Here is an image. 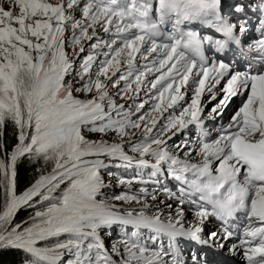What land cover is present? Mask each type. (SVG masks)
<instances>
[{"label": "snow or ice", "instance_id": "obj_1", "mask_svg": "<svg viewBox=\"0 0 264 264\" xmlns=\"http://www.w3.org/2000/svg\"><path fill=\"white\" fill-rule=\"evenodd\" d=\"M246 10L255 14L251 28L259 34L247 52L264 60V0L255 7L224 0H0V151L9 124L16 141L0 158V250L23 251L30 257L23 264H61L65 251L74 256L67 264H185L181 240L223 249L234 233L203 238L200 225L241 213L248 221L243 256L247 264H264V65L241 72L234 61L210 62L204 54L206 42L218 53L241 44L250 28ZM197 27L221 38L202 37ZM205 94L206 103L214 102L206 114ZM237 96L241 104L212 137L205 121L223 116ZM189 125L198 130L195 140L169 144ZM86 133H114V142ZM21 157L50 171L17 195ZM133 166L151 169L149 179L137 173L120 183H151L153 190L114 199L139 209L121 213L97 199L101 169ZM165 177L180 182L179 195L162 185ZM161 192L176 207L146 214L147 200ZM21 207L33 214L13 225ZM186 209L196 220L189 227ZM113 225L134 231L110 253L101 231ZM192 264L210 262L194 255Z\"/></svg>", "mask_w": 264, "mask_h": 264}, {"label": "trees", "instance_id": "obj_2", "mask_svg": "<svg viewBox=\"0 0 264 264\" xmlns=\"http://www.w3.org/2000/svg\"><path fill=\"white\" fill-rule=\"evenodd\" d=\"M16 141L12 135L11 124L5 130L4 151L11 152ZM4 151H0V158H3ZM39 169V170H38ZM17 177H16V193L17 195L22 194L29 187L35 183L36 179L41 174V171H50V165L42 167V161L33 162L27 157H21L17 163ZM102 195V194H101ZM33 214V209L27 207H21L15 214L13 219V225L22 223L29 219ZM65 259L68 252H64ZM72 254V253H71ZM25 259H30L23 251L20 250H0V264H23Z\"/></svg>", "mask_w": 264, "mask_h": 264}, {"label": "rangeland", "instance_id": "obj_3", "mask_svg": "<svg viewBox=\"0 0 264 264\" xmlns=\"http://www.w3.org/2000/svg\"><path fill=\"white\" fill-rule=\"evenodd\" d=\"M75 74L73 73V76H74ZM67 79H71V77H69V78H67ZM73 82V84L74 85H76V86H79V82H78V84H77V81H75V80H73L72 81ZM112 90L113 89H110V92H112ZM73 95L76 97V98H78V99H88V98H90V94H83V92H76V91H74L73 92ZM120 99L119 98H117V102L119 101ZM114 133H109L108 135H104V134H101V133H86V136L89 138V139H92V140H99V139H101L102 137H103V139H106V140H108L109 141V143H112V142H114L113 141V137H114ZM102 158V157H101ZM105 162H107V160L105 161ZM101 176L103 177V181H104V186L103 187H105L106 185H113V182H110V177H109V174L108 173H104V171H103V169H101ZM110 182V183H109ZM120 186H123L124 184H122V183H118ZM103 189V188H102ZM101 189V190H102ZM101 192V191H100ZM97 199L98 200H100V201H103V202H105V203H108V204H110V205H115V207H116V210L117 211H123V206H126V209L125 210H127V209H131V208H133L132 206V204H139V203H136V202H125V201H122V200H116V199H112L111 198V200H105V197L104 196H101V194H99L98 196H97ZM149 200V199H148ZM148 203H153V208H158V210H157V212H159V213H162L163 212V210L164 209H167V211L166 212H171V211H173V209H169V208H167L165 205H167V204H172L173 205V207H176L174 204V202H170L168 199H163V198H159V197H157V200L156 201H153V200H151V201H149ZM124 210V211H125ZM156 211L155 212H153L152 214H155V213H157ZM151 214V215H152ZM174 214V213H173ZM165 215H167V214H165ZM186 217V214L184 215V218ZM189 218H190V216H189ZM184 224H187L188 226H191L192 225V223L190 222V221H184ZM114 229H115V226H112L111 228H110V230H109V233L111 232V233H113V231H114ZM122 230H124V229H121V231ZM125 234H130V233H128V231H125ZM38 246H42V245H38ZM119 247H121V251L123 250V248H122V246H120L119 245ZM67 251H65V253H66ZM64 256H65V254L63 255V258H64ZM62 258V260H61V264H67V262L69 261V260H72V259H74V256H72V254L70 253V252H68V254H66V257H65V259H63ZM116 258H118V260H119V257H117L116 256Z\"/></svg>", "mask_w": 264, "mask_h": 264}]
</instances>
